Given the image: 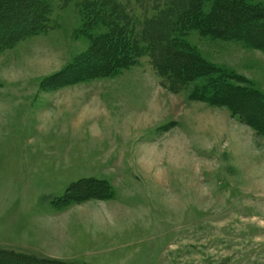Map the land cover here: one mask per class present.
I'll return each instance as SVG.
<instances>
[{"label": "rangeland", "instance_id": "rangeland-1", "mask_svg": "<svg viewBox=\"0 0 264 264\" xmlns=\"http://www.w3.org/2000/svg\"><path fill=\"white\" fill-rule=\"evenodd\" d=\"M45 1L44 30L0 37V249L66 264H264V40L248 32L264 26V0ZM3 3L0 32L12 31L31 4ZM86 3L108 25L84 24ZM184 11L209 13V28L179 22ZM118 24L143 52L89 74ZM72 185L76 202L55 204Z\"/></svg>", "mask_w": 264, "mask_h": 264}, {"label": "trees", "instance_id": "trees-1", "mask_svg": "<svg viewBox=\"0 0 264 264\" xmlns=\"http://www.w3.org/2000/svg\"><path fill=\"white\" fill-rule=\"evenodd\" d=\"M24 1L26 4L30 3L31 6H29L27 9H24L25 14L23 15L22 13L19 14V18L17 21H15L14 23V27H16L15 29L8 30V28L2 32H0V37L4 36L5 38L7 36H11V37H17L20 38L21 36H23V34H31V33H38L41 30H44L45 27H47L48 25V19H49V12L51 10L49 3H47L45 0H22ZM233 3V2H232ZM105 6L104 4L102 5V7ZM11 7V6H10ZM9 6H7L6 4H2L0 6V9L4 8H8V10L10 9ZM245 8V6H244ZM243 8V10H244ZM17 10L15 9L10 13L9 17H13L14 13ZM82 16H83V22H85L84 24H86V22L89 24L91 23L92 25L94 23L96 24H101V23H106L108 25V22H106V18L103 16L102 12L98 11L95 4H90L88 5V3L84 4L83 8H82ZM193 12V11H192ZM191 12V13H192ZM188 12L184 11L182 14H180L179 16V22H182L185 26H189L190 28H197V29H202V25H204L206 27V29L209 28V26H207V22L205 21V18L209 15L208 14H203L200 13V11H196L194 12V14L192 15H188ZM199 13V14H198ZM181 18V19H180ZM253 18L252 14H247L245 16H242L241 19L243 20H251ZM11 22V21H10ZM178 22V24H179ZM201 22L202 25H201ZM3 27V25H1ZM175 24L171 25L170 28L171 29H175ZM177 26V24H176ZM116 30H114V36L112 37H108L106 38L107 35H110V30L111 28L108 30V32H102L103 35L101 36V39H103L104 41H106V44L101 47V39H100V48L99 50L96 49V51L92 52L91 54L93 56L96 57L97 55V62L100 64H106V65H100L97 66L93 65L92 67L90 66V70H89V74H99V73H105L110 71L111 69H113L114 65L116 66H122V64H130L133 63L134 61V57H137L138 55L141 54V52H143V47L139 46L137 44V36H135L136 40L135 43L130 44V40L129 38H127L128 36H126L127 32H126V27H121L119 24L118 26L115 25ZM113 27V28H115ZM233 28H236L237 30H241L243 31L245 28L244 27H239V26H233ZM216 30H218L219 28H215ZM1 30V29H0ZM11 31V32H9ZM244 32L246 33V31L244 30ZM249 34L251 35L252 38H255L254 35L256 36H260L262 40H264V26H258L255 28H251L248 29ZM104 37V38H102ZM117 37V38H116ZM4 38V39H5ZM116 38V40L118 41H114ZM109 40L114 41L113 43H110ZM15 40V39H14ZM6 42H8L7 39H5V42L3 40V44H5ZM260 42V44H259ZM0 44H2V39L0 38ZM111 44L110 46H113V50H109L107 49V46ZM135 44V45H133ZM264 44V41L261 42V40H257V42L255 43L256 46H262ZM173 47H169L167 48L168 50H170ZM139 50V51H138ZM168 53L166 51V55H165V59H164V71L166 70V66L170 65L169 61H168ZM189 55V54H187ZM192 56V55H190ZM105 57V58H104ZM193 57V56H192ZM103 60H100V59ZM110 61V63H109ZM176 61V60H175ZM179 62V61H178ZM111 63H113L114 65H110ZM100 67V68H99ZM158 72H160V74L162 73L160 66L158 65ZM183 68V69H182ZM186 68L185 64H183V66L181 67V69L179 71H182L181 73L179 71L177 72H173V75L171 77L175 76H183L185 72L184 69ZM182 74V75H181ZM230 91V90H229ZM252 92L256 91L252 90ZM231 93L227 94V98L229 97V99H231L230 101H233V98L230 97ZM223 96H226L223 94ZM237 100H234L233 102H235ZM258 110V108L256 109ZM264 111V110H263ZM261 112V111H260ZM262 113V112H261ZM88 183H93L95 185H98L101 187L100 189L102 190V192L100 193L99 196L101 197H105L108 196L110 193V187L107 185V183L105 182L103 184V181H98L97 179H93L91 180V182L89 181ZM91 184V185H93ZM73 185L72 188L68 187L66 188L65 192L63 193V195L61 196V198H59L58 200H54L55 204H58L59 206H64L70 202H76V198L73 196L72 194V190L73 189ZM89 192L91 194H89ZM109 193V194H108ZM85 194L87 195H83L82 197L85 196H91L92 194H94V191H87L85 192ZM78 196V195H77ZM28 261H25L23 258H20L19 255H14L10 252H7L5 250L0 249V264H66V263H62L61 261H57V260H53L50 258H39V257H34L32 259H27Z\"/></svg>", "mask_w": 264, "mask_h": 264}]
</instances>
